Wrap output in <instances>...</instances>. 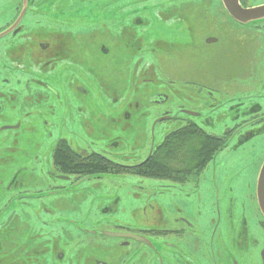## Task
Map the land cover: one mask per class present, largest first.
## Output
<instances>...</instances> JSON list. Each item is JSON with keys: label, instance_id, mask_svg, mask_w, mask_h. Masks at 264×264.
I'll use <instances>...</instances> for the list:
<instances>
[{"label": "flooded vegetation", "instance_id": "flooded-vegetation-1", "mask_svg": "<svg viewBox=\"0 0 264 264\" xmlns=\"http://www.w3.org/2000/svg\"><path fill=\"white\" fill-rule=\"evenodd\" d=\"M193 2L0 0V264H264V157L253 170L220 159L264 135V91L216 104L198 95L207 86L200 49L205 60L219 49L236 58L242 45L222 24L212 35L207 22L198 37ZM219 2L228 21L262 37L264 55V19L245 26ZM91 46L121 61H176L179 88L146 63L135 73L137 99H109L87 71ZM216 112L226 119L221 135L203 127ZM190 129L225 142L195 164L156 163L164 141ZM20 136L31 137L30 150Z\"/></svg>", "mask_w": 264, "mask_h": 264}, {"label": "rangeland", "instance_id": "rangeland-1", "mask_svg": "<svg viewBox=\"0 0 264 264\" xmlns=\"http://www.w3.org/2000/svg\"><path fill=\"white\" fill-rule=\"evenodd\" d=\"M77 1H81V4L85 5L86 2L90 0ZM166 7L168 6H165V8ZM168 8L169 13L171 11H173L172 13L177 11V9H172L176 8L175 5ZM193 11L198 37L208 33L212 35L221 34V32H218V29H220L219 25L222 24L223 29H225V34L228 37L231 36L232 39L239 40L240 44L246 49L245 53L242 46H240L236 50L237 53L240 52V55L236 58H234L232 54L231 57L228 56V54L221 49L212 52L209 51L211 54V60H205V52L200 49L197 57L198 62H196V64L198 63L201 66L200 77L203 79L202 84L207 86H204L203 90H199L198 95H203L202 98L205 100L204 102L211 104L215 99L216 104V102L221 103L224 100L231 99L232 96L237 97L242 96L243 94L264 91V55H261V52L258 50V45L256 44L257 42H260L262 37L260 39L256 38V36H254V31L247 30V27H245L246 29L241 26L239 27L232 21H228L219 0H194ZM207 22L208 33H206L207 27L205 26ZM251 46L252 48L250 49ZM89 49L90 51L88 52L86 63L87 71L90 70L97 74L99 81L102 82L105 89H107L109 99L116 97H118V99L122 97V100L124 101L137 99L138 96L136 92H133L132 90L134 83L139 80L138 78L140 75H136L135 73L142 69L144 66L143 64L146 63L149 65L152 64L153 68H155L154 78L157 77L161 79L165 84L167 82L166 80H169L168 75L170 73H172L173 76L171 82L182 80L177 74L180 67L175 63V60V62H170L166 58H158L149 54L147 55V61L144 59L141 62L136 58L129 61H121L116 60V58L112 56V53L109 56H104L101 54H95V48L92 46ZM182 64L185 63L181 62L180 65ZM162 67H165V69L168 68V71L163 72L161 70ZM162 73L164 75H162ZM171 85L173 89L177 90V88H179L178 82L174 85L171 83ZM209 85L211 86L209 87ZM167 86L168 85H166L165 88H167ZM173 89H167L165 92L170 98L175 96ZM206 90L211 92L212 96L209 95L210 93H207ZM138 95H140V91ZM103 97L104 99L107 98V96ZM227 104L229 105V102ZM107 107L108 109L111 108L110 106ZM110 112L111 110H108L109 115H111ZM217 116V112L216 114H212V123L206 121L203 127L209 133L221 135L223 133L222 129L225 125L226 119L224 117L218 119ZM19 139V143L23 145L24 148L31 149L30 136H20ZM148 141L149 140H147V146L149 145ZM156 142H158V140H156ZM135 144L136 142L134 141L128 143L129 152H132V148L136 147ZM235 157H239L237 159V161L240 162L239 166H243L248 162L246 170H253V165H255L256 162V165H259L261 162L260 160L264 157V135L259 134L252 139H246L245 143L242 145L240 144L235 151L228 153L224 152L222 155L220 154V159L231 158L229 161H236ZM235 161L232 163H235ZM128 194L129 193L127 192V195Z\"/></svg>", "mask_w": 264, "mask_h": 264}, {"label": "trees", "instance_id": "trees-1", "mask_svg": "<svg viewBox=\"0 0 264 264\" xmlns=\"http://www.w3.org/2000/svg\"><path fill=\"white\" fill-rule=\"evenodd\" d=\"M225 137H217L215 135H210L205 132H196L192 129L186 132L180 131L179 134L166 139L156 154L158 155V161L163 163H170L175 161L176 163H181V161L189 162L193 161H202L209 159L212 155V152L218 146L221 147L224 144ZM150 163H155L153 159ZM195 166V167H194ZM192 168L187 169V167L182 166L177 169L181 172L187 169V171H192L196 169V165ZM160 174L168 172V170L161 169L159 170ZM158 171V172H159ZM157 171H152V174H155Z\"/></svg>", "mask_w": 264, "mask_h": 264}, {"label": "water", "instance_id": "water-1", "mask_svg": "<svg viewBox=\"0 0 264 264\" xmlns=\"http://www.w3.org/2000/svg\"><path fill=\"white\" fill-rule=\"evenodd\" d=\"M221 1L228 15H230L234 21L245 26H250L251 24L264 19V4L246 8L241 4L240 0ZM258 172L256 188L257 205L259 206L261 215L264 217V162L260 166Z\"/></svg>", "mask_w": 264, "mask_h": 264}]
</instances>
